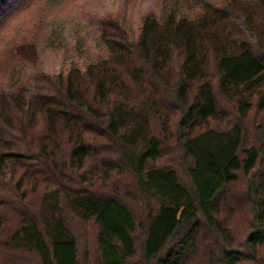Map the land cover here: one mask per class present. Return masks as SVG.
Masks as SVG:
<instances>
[{
  "label": "trees",
  "instance_id": "trees-1",
  "mask_svg": "<svg viewBox=\"0 0 264 264\" xmlns=\"http://www.w3.org/2000/svg\"><path fill=\"white\" fill-rule=\"evenodd\" d=\"M31 1L0 0V33ZM94 7L41 13L0 38L4 59L32 69L0 90V146L13 116L43 125L35 157L57 177L1 238L13 256L0 264H25V253L38 264H264V0ZM170 146L179 155L165 158ZM25 157L1 152L0 162ZM125 173L134 192L93 189ZM240 176L252 215L236 242L227 195Z\"/></svg>",
  "mask_w": 264,
  "mask_h": 264
},
{
  "label": "rangeland",
  "instance_id": "rangeland-1",
  "mask_svg": "<svg viewBox=\"0 0 264 264\" xmlns=\"http://www.w3.org/2000/svg\"><path fill=\"white\" fill-rule=\"evenodd\" d=\"M120 2L121 0H64V2L56 8H47L43 4V0H32L29 5L15 13L12 18L8 19V26L0 33V38L6 40L18 34L16 32L19 28L25 30L29 25L36 20V16L44 13L56 16H82L83 13L93 12L94 6H110L113 2ZM136 1V0H135ZM153 3L154 0H150ZM134 2V0H133ZM133 6V13L136 15L139 9L137 5ZM131 7V6H130ZM7 21V22H8ZM6 22V23H7ZM45 61L49 64H41L44 68H52L55 65L56 59L43 53ZM30 67V61H27L24 56L19 57H6L3 58V50L0 45V90L4 89L7 85V80L10 75L19 70H24L23 75L26 79L29 78V74L32 73ZM24 79V78H23ZM2 86V87H1ZM4 101L3 94L0 92V103ZM20 121L13 116L14 126L6 133V138L9 142L5 146H0L1 152H10L11 150L26 152L29 157L23 158L19 162H15L11 159H5L3 163L0 162V240L13 228L19 218L21 212H34L39 208L41 195L46 190H51L54 186V182H57V177L51 172L48 165H44L41 159H36L35 152L39 148V142L44 136L45 129L43 125L39 124L35 128H30L26 125L23 117L18 115ZM22 122V124H21ZM258 119H253L249 122V131L251 133V125L257 123ZM252 137V134L250 135ZM61 153L64 151V146H61ZM32 151V152H31ZM31 152V153H30ZM179 152L175 147L170 146L167 149L165 158L176 157ZM50 171V173H49ZM105 186L101 184L103 181H94L93 189L106 190L107 192L115 190L114 187L118 186L122 190L134 192V181L129 174L113 175L109 179ZM112 183V185H111ZM246 178L240 176L236 184L230 187V194L227 195L228 206L233 208L231 213V222H228V226L231 227L235 241L241 238L242 233L247 229V222L249 223L251 218L250 206L245 200L244 192ZM121 190V192H123ZM136 204V202H133ZM139 213V209L137 208ZM224 210L223 215L226 213ZM74 225H77V219H73ZM88 227V226H87ZM90 231L91 228L88 227ZM90 245L92 254H97L94 250V244L90 237ZM214 252L216 248L212 249ZM25 264H38L36 258L32 253H25ZM207 254V253H198ZM258 254H264V246L259 248ZM13 254H8L0 247V257L10 259ZM19 255H16V257ZM7 260V261H8Z\"/></svg>",
  "mask_w": 264,
  "mask_h": 264
}]
</instances>
